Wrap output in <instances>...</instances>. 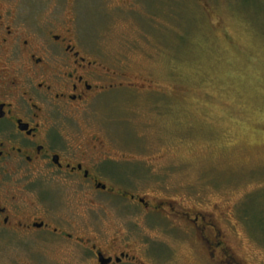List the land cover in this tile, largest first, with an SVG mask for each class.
Here are the masks:
<instances>
[{
    "label": "rangeland",
    "instance_id": "1",
    "mask_svg": "<svg viewBox=\"0 0 264 264\" xmlns=\"http://www.w3.org/2000/svg\"><path fill=\"white\" fill-rule=\"evenodd\" d=\"M26 4L74 8L81 46L117 72L116 86L76 117L99 133L117 181L171 203L123 211L94 192L92 221L128 213L144 264H229L226 251L232 264H264V0ZM186 211L221 235L196 231L176 215Z\"/></svg>",
    "mask_w": 264,
    "mask_h": 264
},
{
    "label": "flooded vegetation",
    "instance_id": "2",
    "mask_svg": "<svg viewBox=\"0 0 264 264\" xmlns=\"http://www.w3.org/2000/svg\"><path fill=\"white\" fill-rule=\"evenodd\" d=\"M29 7L0 0V264H144L133 224L123 222L128 213L119 222L102 216L98 226L91 193L114 196L123 211L159 213L171 203H154L117 181L99 133L76 117L116 86L110 80L117 72L81 46L74 8ZM176 215L198 232L211 225L221 235L206 216ZM225 254L222 262L232 264Z\"/></svg>",
    "mask_w": 264,
    "mask_h": 264
}]
</instances>
